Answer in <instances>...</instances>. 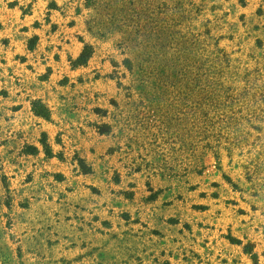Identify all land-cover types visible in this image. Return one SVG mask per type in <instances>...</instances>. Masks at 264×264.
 Here are the masks:
<instances>
[{
	"label": "rangeland",
	"instance_id": "374dc122",
	"mask_svg": "<svg viewBox=\"0 0 264 264\" xmlns=\"http://www.w3.org/2000/svg\"><path fill=\"white\" fill-rule=\"evenodd\" d=\"M0 264H264V0H0Z\"/></svg>",
	"mask_w": 264,
	"mask_h": 264
},
{
	"label": "trees",
	"instance_id": "16d2710c",
	"mask_svg": "<svg viewBox=\"0 0 264 264\" xmlns=\"http://www.w3.org/2000/svg\"><path fill=\"white\" fill-rule=\"evenodd\" d=\"M91 46L87 45L85 46L84 50L82 51L81 55L79 56V58L77 59V62H85L87 60V58L89 57L91 51ZM34 110L43 116H47L49 114V109L48 107L43 104L42 102H35L34 103Z\"/></svg>",
	"mask_w": 264,
	"mask_h": 264
}]
</instances>
